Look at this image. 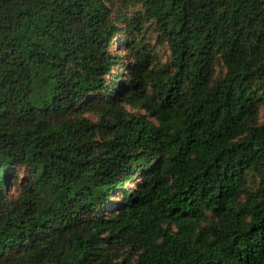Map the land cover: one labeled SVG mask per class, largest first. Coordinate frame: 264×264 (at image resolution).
<instances>
[{
	"label": "trees",
	"instance_id": "16d2710c",
	"mask_svg": "<svg viewBox=\"0 0 264 264\" xmlns=\"http://www.w3.org/2000/svg\"><path fill=\"white\" fill-rule=\"evenodd\" d=\"M0 264H264V0H0Z\"/></svg>",
	"mask_w": 264,
	"mask_h": 264
},
{
	"label": "rangeland",
	"instance_id": "374dc122",
	"mask_svg": "<svg viewBox=\"0 0 264 264\" xmlns=\"http://www.w3.org/2000/svg\"><path fill=\"white\" fill-rule=\"evenodd\" d=\"M123 37L125 38V36H123ZM124 38H121V40H123ZM143 39H144V41L146 43L145 45L147 47L151 48L154 51V57H155L156 60H158V63H160V65L164 64L166 62V59H167V56H168V52H167L166 48H163L161 46L158 47L159 44L157 43V36L151 34V35H149L147 37L145 35ZM112 50L115 51V52L119 51L117 46H113ZM121 55L125 58L126 55H127V52L124 51V49H122ZM124 60L125 59H123V64L125 63ZM219 71L220 70L218 69V72ZM123 73H125V71H123ZM22 177H23L22 172H19L18 173V178L21 179ZM247 182L249 183L250 187L253 188L255 186V184H256V179L254 178V176L252 174H249ZM135 185L136 184L130 186V188H132V187L134 188ZM12 192H16V187L14 185L13 186L10 185L8 190L6 191V194H9L8 197L12 196V194H13ZM113 202L119 203L120 200H119V198L118 199L115 198V199H113Z\"/></svg>",
	"mask_w": 264,
	"mask_h": 264
}]
</instances>
